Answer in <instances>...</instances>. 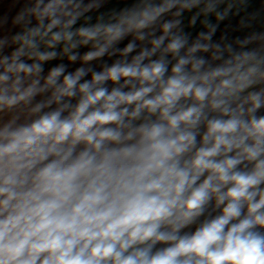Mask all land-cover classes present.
I'll return each mask as SVG.
<instances>
[{"label": "clouds", "instance_id": "9594fccd", "mask_svg": "<svg viewBox=\"0 0 264 264\" xmlns=\"http://www.w3.org/2000/svg\"><path fill=\"white\" fill-rule=\"evenodd\" d=\"M107 2L0 16V264H264V32L213 41L247 0Z\"/></svg>", "mask_w": 264, "mask_h": 264}, {"label": "crops", "instance_id": "0c3cea01", "mask_svg": "<svg viewBox=\"0 0 264 264\" xmlns=\"http://www.w3.org/2000/svg\"><path fill=\"white\" fill-rule=\"evenodd\" d=\"M190 14H185L184 21L188 23V16ZM241 17H244L247 21H250L251 27L240 30L238 28V22ZM254 17V18H253ZM215 23V20L213 19ZM206 29L200 24V21H197L195 28H185V31H190L194 33L192 35L195 38L196 34L200 31H205ZM251 32H264V0H247L246 6L241 8L239 16L231 17L230 19L222 22L219 29L213 36L215 39H220L222 34H227L228 39L232 40L235 37L239 36L244 38Z\"/></svg>", "mask_w": 264, "mask_h": 264}, {"label": "rangeland", "instance_id": "374dc122", "mask_svg": "<svg viewBox=\"0 0 264 264\" xmlns=\"http://www.w3.org/2000/svg\"><path fill=\"white\" fill-rule=\"evenodd\" d=\"M131 0H108V2L105 4L104 8L101 9V11H107L108 9H112V8H116V9H119L120 7H123L125 4L127 3H130ZM0 9L1 10H9V11H12L13 14L15 12V8L12 6V2L10 3H0ZM93 16H95V13H93ZM185 25H187V22H185ZM195 33V31H194ZM194 33H192V35H194ZM127 41L123 42V43H126ZM123 43L121 44V47L123 46ZM88 49L86 48H81L79 49L78 51L80 52L81 55H83V53L85 51H87ZM131 55H135L134 53H132ZM118 57H107L105 56L104 58H102V60H98V61H92L91 64L92 66L94 67V69L96 71H100L101 70V63L102 62H106L109 66L113 63V61L115 59H117ZM59 63H64L67 65V72H74L76 68L80 67L81 66V62L78 60L76 61L75 63H70L68 62L66 59L64 60H56V61H52V62H49V63H46L44 68L45 70L48 72L49 69L53 66H55L56 64H59ZM89 77H86L85 79H89Z\"/></svg>", "mask_w": 264, "mask_h": 264}, {"label": "trees", "instance_id": "16d2710c", "mask_svg": "<svg viewBox=\"0 0 264 264\" xmlns=\"http://www.w3.org/2000/svg\"><path fill=\"white\" fill-rule=\"evenodd\" d=\"M10 2H12V0H0V3H2V4L3 3H10ZM5 13H7L9 15V17H11L13 15V12L12 11H9V10L7 11V10H1L0 9V16L4 15ZM213 41H219V39L213 38ZM134 54H136V53H134ZM45 74H47V71L46 70H45ZM109 87H111V82H109Z\"/></svg>", "mask_w": 264, "mask_h": 264}]
</instances>
